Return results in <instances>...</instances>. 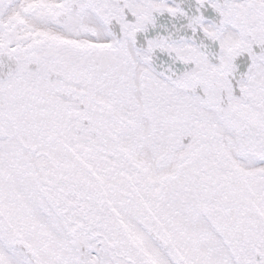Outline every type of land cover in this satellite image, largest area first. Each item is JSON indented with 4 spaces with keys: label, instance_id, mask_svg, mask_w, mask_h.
Here are the masks:
<instances>
[{
    "label": "snow or ice",
    "instance_id": "obj_1",
    "mask_svg": "<svg viewBox=\"0 0 264 264\" xmlns=\"http://www.w3.org/2000/svg\"><path fill=\"white\" fill-rule=\"evenodd\" d=\"M0 264H264V0H0Z\"/></svg>",
    "mask_w": 264,
    "mask_h": 264
}]
</instances>
